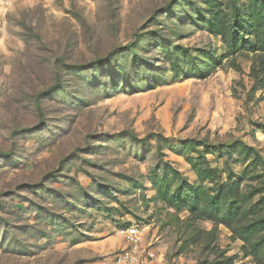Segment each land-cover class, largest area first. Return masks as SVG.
Returning <instances> with one entry per match:
<instances>
[{"label": "rangeland", "instance_id": "374dc122", "mask_svg": "<svg viewBox=\"0 0 264 264\" xmlns=\"http://www.w3.org/2000/svg\"><path fill=\"white\" fill-rule=\"evenodd\" d=\"M214 18L264 0H0V264H256L264 63Z\"/></svg>", "mask_w": 264, "mask_h": 264}, {"label": "trees", "instance_id": "16d2710c", "mask_svg": "<svg viewBox=\"0 0 264 264\" xmlns=\"http://www.w3.org/2000/svg\"><path fill=\"white\" fill-rule=\"evenodd\" d=\"M208 26L212 35L221 38L227 51V57L235 56L239 52H242V50L253 53L259 52L264 63V26L260 24L252 26L250 32L254 36V46H251L237 34L235 36L236 30L230 23L225 26L224 24H220L218 19L214 18L208 22ZM259 128L264 132V125H259ZM261 206L264 207V200L257 206L250 207V211L257 213V207ZM224 223L231 231L233 237L243 243V252L252 258L256 264H264V214L258 221L248 226L235 227L228 220H225Z\"/></svg>", "mask_w": 264, "mask_h": 264}, {"label": "built area", "instance_id": "2783aa9c", "mask_svg": "<svg viewBox=\"0 0 264 264\" xmlns=\"http://www.w3.org/2000/svg\"><path fill=\"white\" fill-rule=\"evenodd\" d=\"M117 234L123 237L128 243L133 244L139 240L138 230L135 226L132 227H122L117 231ZM128 261V264H143L140 262H135V259L132 257H124Z\"/></svg>", "mask_w": 264, "mask_h": 264}]
</instances>
